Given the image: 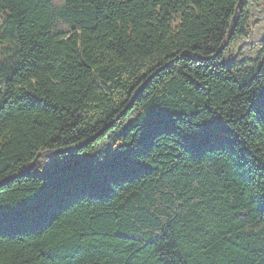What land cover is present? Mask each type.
Instances as JSON below:
<instances>
[{"label": "trees", "instance_id": "16d2710c", "mask_svg": "<svg viewBox=\"0 0 264 264\" xmlns=\"http://www.w3.org/2000/svg\"><path fill=\"white\" fill-rule=\"evenodd\" d=\"M238 1L0 0V264H264V124L245 102L264 9L242 0L233 28ZM151 109L173 123L147 140ZM209 119L221 139L194 154L176 129ZM132 150L141 167L114 169Z\"/></svg>", "mask_w": 264, "mask_h": 264}, {"label": "snow or ice", "instance_id": "6c2138e0", "mask_svg": "<svg viewBox=\"0 0 264 264\" xmlns=\"http://www.w3.org/2000/svg\"><path fill=\"white\" fill-rule=\"evenodd\" d=\"M245 102L248 105L246 112L249 115L254 114V121L264 124V89L249 95ZM171 123H173L171 121V114L158 109L147 111L144 118L146 139H151V135L155 129L165 128ZM176 132L179 135H183L185 147L194 154L207 145L217 142L221 139L222 135L217 126L210 119L206 123L192 125L182 130L176 129ZM142 154L145 153L132 150L130 153L114 162V169L121 171L138 170L141 167L139 157ZM8 211L10 210L0 208V226H2L5 214Z\"/></svg>", "mask_w": 264, "mask_h": 264}, {"label": "water", "instance_id": "95a60500", "mask_svg": "<svg viewBox=\"0 0 264 264\" xmlns=\"http://www.w3.org/2000/svg\"><path fill=\"white\" fill-rule=\"evenodd\" d=\"M242 0H239L238 1V5L236 7V12L231 20V24H232V27L234 28L235 27V24H236V20H237V14H238V11H239V7H240V3H241ZM230 35H228L226 41L223 43V45L214 53L212 54L211 56H208L206 57L207 59H214L219 53H221L223 51V49L226 47L227 43H228V40L230 38ZM159 69H157L155 72H153L140 86L139 88L137 89L136 91V94L139 93L141 91V89H143L147 83V81L152 77L154 76L157 72H158ZM95 137H92L90 140H93ZM88 141L82 143L81 145L79 146H82L83 144L87 143ZM77 147H74V148H70V149H54V150H46V151H42V152H38L36 153L34 159L31 161V163L27 166V168L23 171V173H26L30 170H32L36 160L39 158V156L41 155H50V156H58V155H61V154H64V153H67L69 151H72L74 149H76Z\"/></svg>", "mask_w": 264, "mask_h": 264}, {"label": "rangeland", "instance_id": "374dc122", "mask_svg": "<svg viewBox=\"0 0 264 264\" xmlns=\"http://www.w3.org/2000/svg\"><path fill=\"white\" fill-rule=\"evenodd\" d=\"M257 7L259 10H263L264 9V0H257V3H256ZM253 18L250 17L248 19V22H247V29H248V32H251L252 30L254 31V24H253Z\"/></svg>", "mask_w": 264, "mask_h": 264}]
</instances>
